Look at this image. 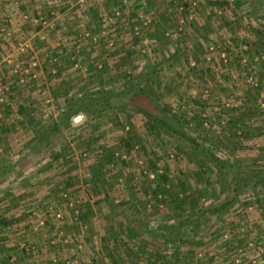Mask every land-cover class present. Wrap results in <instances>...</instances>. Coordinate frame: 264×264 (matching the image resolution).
I'll use <instances>...</instances> for the list:
<instances>
[{
	"label": "rangeland",
	"instance_id": "obj_1",
	"mask_svg": "<svg viewBox=\"0 0 264 264\" xmlns=\"http://www.w3.org/2000/svg\"><path fill=\"white\" fill-rule=\"evenodd\" d=\"M83 262L264 264V0H0V264Z\"/></svg>",
	"mask_w": 264,
	"mask_h": 264
},
{
	"label": "trees",
	"instance_id": "obj_2",
	"mask_svg": "<svg viewBox=\"0 0 264 264\" xmlns=\"http://www.w3.org/2000/svg\"><path fill=\"white\" fill-rule=\"evenodd\" d=\"M155 117L156 116H151V115L149 116V118H151V119H155ZM159 121H161V120L159 119ZM163 126H165V128H169V127L172 128L174 126V123H173L171 117L167 116V119H166V121H164ZM203 153L208 159L217 163V165L218 164L225 165V162H220V160L216 156H214L212 153H210L209 151H205ZM158 176L163 178V179L166 178L165 173H159Z\"/></svg>",
	"mask_w": 264,
	"mask_h": 264
},
{
	"label": "built area",
	"instance_id": "obj_3",
	"mask_svg": "<svg viewBox=\"0 0 264 264\" xmlns=\"http://www.w3.org/2000/svg\"><path fill=\"white\" fill-rule=\"evenodd\" d=\"M81 264H86L85 262L81 263Z\"/></svg>",
	"mask_w": 264,
	"mask_h": 264
}]
</instances>
